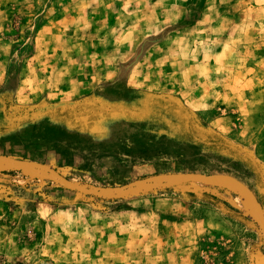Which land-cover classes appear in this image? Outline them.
<instances>
[{"label":"rangeland","instance_id":"rangeland-1","mask_svg":"<svg viewBox=\"0 0 264 264\" xmlns=\"http://www.w3.org/2000/svg\"><path fill=\"white\" fill-rule=\"evenodd\" d=\"M6 83L19 88L11 115L0 99V129L13 124L0 136V264H264V189L251 180L120 154L79 169L69 129L19 113L91 94L105 108L135 90L175 95L264 161V0H0Z\"/></svg>","mask_w":264,"mask_h":264},{"label":"trees","instance_id":"trees-1","mask_svg":"<svg viewBox=\"0 0 264 264\" xmlns=\"http://www.w3.org/2000/svg\"><path fill=\"white\" fill-rule=\"evenodd\" d=\"M17 88L18 83H6L0 89V99L5 102L7 115H11V108L16 105ZM121 99L126 100L123 105L105 108L91 94L65 104L66 109L63 104L27 105L21 107L19 113H32L34 116L28 122L35 129L45 119H54L56 129L60 126L63 130L69 129L71 135L65 148L66 159L79 169H91L96 158L120 154L125 160L139 163L155 159L172 161L180 165L182 174L212 165L219 171L251 180L252 186L264 189V161L245 145L235 143L211 127L179 97L135 90L126 98L119 97ZM103 118L119 123V128L100 134L94 125ZM12 125L7 123L9 128L0 129V136L3 137ZM84 141L86 144L81 145ZM189 195L197 196L195 193ZM201 198L213 205L220 201L218 195L209 191H204ZM258 201L264 210V193ZM247 218L253 219L251 215Z\"/></svg>","mask_w":264,"mask_h":264},{"label":"crops","instance_id":"crops-1","mask_svg":"<svg viewBox=\"0 0 264 264\" xmlns=\"http://www.w3.org/2000/svg\"><path fill=\"white\" fill-rule=\"evenodd\" d=\"M19 85H20V84H19ZM18 88H19V86H18ZM18 88H17V91H18ZM90 88H91V87H85L83 91H88ZM17 91H16V92H17ZM43 92L45 93V91H43ZM45 94H47L48 97L52 98L51 95H50V93H47V92H46ZM45 94H44V95H45ZM69 97H72V96H65V95H62V96H61V99L69 98Z\"/></svg>","mask_w":264,"mask_h":264},{"label":"bare ground","instance_id":"bare-ground-1","mask_svg":"<svg viewBox=\"0 0 264 264\" xmlns=\"http://www.w3.org/2000/svg\"><path fill=\"white\" fill-rule=\"evenodd\" d=\"M1 164V163H0ZM3 164V163H2ZM21 164V163H20ZM15 165H18V164H9L8 165V168L9 166L12 168V167H15ZM1 166V165H0ZM21 167H24L25 169L29 170L30 169V166L29 164H22ZM1 169V168H0Z\"/></svg>","mask_w":264,"mask_h":264},{"label":"water","instance_id":"water-1","mask_svg":"<svg viewBox=\"0 0 264 264\" xmlns=\"http://www.w3.org/2000/svg\"><path fill=\"white\" fill-rule=\"evenodd\" d=\"M231 180H232V179H231ZM254 202H255L258 206H260V203H259L258 199H254Z\"/></svg>","mask_w":264,"mask_h":264}]
</instances>
